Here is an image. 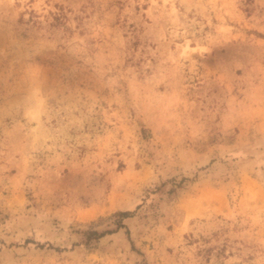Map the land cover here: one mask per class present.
Listing matches in <instances>:
<instances>
[{"label":"rangeland","instance_id":"obj_1","mask_svg":"<svg viewBox=\"0 0 264 264\" xmlns=\"http://www.w3.org/2000/svg\"><path fill=\"white\" fill-rule=\"evenodd\" d=\"M0 264H264V0H0Z\"/></svg>","mask_w":264,"mask_h":264},{"label":"bare ground","instance_id":"obj_2","mask_svg":"<svg viewBox=\"0 0 264 264\" xmlns=\"http://www.w3.org/2000/svg\"><path fill=\"white\" fill-rule=\"evenodd\" d=\"M194 209H195V208H194ZM195 211H196V210H195ZM195 211H194V212H195ZM194 212H189V215H192ZM187 215H188V214H187Z\"/></svg>","mask_w":264,"mask_h":264}]
</instances>
